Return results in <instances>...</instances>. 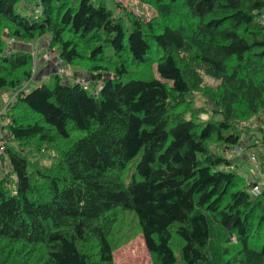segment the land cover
Here are the masks:
<instances>
[{
    "label": "trees",
    "instance_id": "obj_1",
    "mask_svg": "<svg viewBox=\"0 0 264 264\" xmlns=\"http://www.w3.org/2000/svg\"><path fill=\"white\" fill-rule=\"evenodd\" d=\"M22 1L0 0V264H113L120 215L154 264H264V0H139L148 21L111 0ZM37 41L82 70L73 84L23 89ZM252 118L259 146L241 137ZM243 146L256 197L233 169Z\"/></svg>",
    "mask_w": 264,
    "mask_h": 264
},
{
    "label": "rangeland",
    "instance_id": "obj_2",
    "mask_svg": "<svg viewBox=\"0 0 264 264\" xmlns=\"http://www.w3.org/2000/svg\"><path fill=\"white\" fill-rule=\"evenodd\" d=\"M111 1H113L116 5L122 6L124 9L133 13L136 17H138L144 21H148L149 19L156 16V12L151 5L141 3L139 0H111ZM21 3L26 4L29 7H33L35 4V0H23ZM34 10L35 9H33V12H34ZM115 10L118 11L121 9H119L117 7V9L115 8ZM40 41H43V40H40ZM40 41L29 44L31 50L34 52H35L36 45L38 47V52L36 55H34V60H36V62H35L36 64H34V68H35L34 75L39 70L38 65H39V61H41L40 60L41 52L43 51V50L41 51V48H40L42 45V42H40ZM39 51H40V54H39ZM52 55L54 56L53 53H52ZM46 59H48V58L46 57ZM46 64L47 65L45 66L44 74L42 77H40V79L43 78L44 76H46L48 73H50V74H48L47 77L42 79V82H43L42 84L49 86V87L54 85V78L51 76L53 73L59 74V77H60V80L62 83L73 84L72 75H71L73 73V71H77V72L82 71L79 69H75L74 67L71 68L69 66L66 69V71L65 70L60 71V69L54 63V60L53 61L50 60ZM32 80H33V78H32ZM38 84L39 83H37V82H34V83L31 82L30 84H28V90H31L32 88H34ZM86 87L90 91H92L91 87H88V86H86ZM9 95H11V94H9L8 90L0 91V105H1V107H4L8 103V100L10 98ZM195 105L199 106V107L203 106L204 103H203L202 98L196 97ZM253 119H255V118L250 119L249 123H248L249 129H247V130H249V132L246 135L244 133V135H241V137H242V139H244L243 140L244 144L257 143V146H259V138L262 136V134L258 131V126H257L258 124H256L255 121H253ZM3 123L4 122L0 120V136H1V138H5V136H6L5 132L3 131V125H4ZM260 125L264 126V124H262V123ZM263 133H264V131H263ZM255 140H257V141H255ZM253 141H255V142H253ZM0 143H1V141H0ZM254 151H255L254 147L245 148V152L243 153V155L241 157L242 162H239L237 165H235L233 167L234 170H237L246 179L247 178L251 179V177L255 173L256 174H263L261 172V170L259 169L260 167L258 165V161H256V158L253 154ZM235 156H238V155H235ZM252 157H254L253 159H254L255 163H251L250 158H252ZM261 183L263 184V182H261ZM250 186H251V183H249L248 186H246V189L248 191L250 190ZM120 218H121V222L117 224V226H116L117 229L113 235V238L116 242V245H115L114 250H113V264H154L153 263L154 262L153 257L146 250L143 239H142L141 235L138 233V229L133 224V221L131 220V218L127 217V216L124 217L122 215H120ZM252 242L255 243V240ZM221 245L227 247L230 251H232L233 254L236 252V248H235L236 247L235 246L236 240L233 238L228 242H224L223 244L221 243ZM232 247H234L233 250H232ZM231 257L229 255H227L224 257V260L225 261L226 260H232ZM233 257H235V255H233Z\"/></svg>",
    "mask_w": 264,
    "mask_h": 264
},
{
    "label": "crops",
    "instance_id": "obj_3",
    "mask_svg": "<svg viewBox=\"0 0 264 264\" xmlns=\"http://www.w3.org/2000/svg\"><path fill=\"white\" fill-rule=\"evenodd\" d=\"M30 45H28V50H30ZM43 50V51H42ZM41 58H40V60L41 61H39V65H38V72L33 76V80L31 81L32 83H34V82H37V83H40L41 81H42V79H44L45 77H47L48 76V74H50V73H48L46 76H44L43 78H41L40 79V77H42L43 76V74H44V71H45V66L47 65L46 63H48V61H53L54 60V63L57 65V67L60 69V71H66V69L68 68L67 66H64V65H60L59 63H56V61H55V56H51L50 54H46V51L44 50V49H42L41 48ZM45 54H44V53ZM39 54H40V51H39ZM43 56V57H42ZM50 56V57H49ZM46 57L48 58V59H46ZM62 69V70H61ZM47 72V71H46ZM45 72V73H46ZM76 72V71H75ZM73 73H74V71H73ZM72 73V74H73ZM30 82V83H31ZM30 83H27L25 86H23V89H28V84H30ZM10 94V93H9Z\"/></svg>",
    "mask_w": 264,
    "mask_h": 264
},
{
    "label": "built area",
    "instance_id": "obj_4",
    "mask_svg": "<svg viewBox=\"0 0 264 264\" xmlns=\"http://www.w3.org/2000/svg\"><path fill=\"white\" fill-rule=\"evenodd\" d=\"M36 51L38 52V47L35 48V52L32 51L33 55H36L37 54ZM76 82L79 83V84H81V85H83V86H85V84H86L85 81L83 79H81V78H78V80ZM12 101H14V98L13 97L10 99L9 103H11ZM1 113H2V110H0V114ZM240 151H241V147L236 148V153L237 154H239ZM227 156H228V154H227ZM253 158L254 157L250 158L251 163H255ZM2 173H5V169L2 171ZM259 178H262V174H256L255 173L251 177L252 186H251V189L249 190V194L252 197H256V196H258L260 194L261 184H260V182L257 181V179H259Z\"/></svg>",
    "mask_w": 264,
    "mask_h": 264
},
{
    "label": "bare ground",
    "instance_id": "obj_5",
    "mask_svg": "<svg viewBox=\"0 0 264 264\" xmlns=\"http://www.w3.org/2000/svg\"><path fill=\"white\" fill-rule=\"evenodd\" d=\"M252 183V182H251ZM251 189V188H250Z\"/></svg>",
    "mask_w": 264,
    "mask_h": 264
}]
</instances>
